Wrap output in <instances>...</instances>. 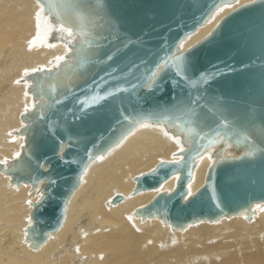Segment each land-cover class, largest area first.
<instances>
[{
    "label": "water",
    "instance_id": "95a60500",
    "mask_svg": "<svg viewBox=\"0 0 264 264\" xmlns=\"http://www.w3.org/2000/svg\"><path fill=\"white\" fill-rule=\"evenodd\" d=\"M39 1L53 24L48 41H66L70 51L57 66L25 75L34 106L15 130L24 134L25 144L18 158L0 165L12 183L31 184L43 193L27 227L30 246L39 248L62 226L89 165L143 123L162 126L183 149L180 160H162L155 171L135 178L134 195L178 175L172 191L157 194L136 216L159 217L172 229L240 214L251 220L255 205L264 202V0L238 6L203 39L180 49L196 53L187 79L162 67L154 80L163 87L151 88L146 84L153 83L148 77L156 65L237 0H51L59 19L48 0ZM75 5L88 12L87 43L66 22ZM56 24L72 29L74 41L60 36ZM201 74L215 75L204 82ZM117 88L127 90L84 109L75 103ZM41 105H46L43 116ZM205 153L214 161L203 186L189 195L188 183ZM123 198L116 194L111 203Z\"/></svg>",
    "mask_w": 264,
    "mask_h": 264
},
{
    "label": "bare ground",
    "instance_id": "6f19581e",
    "mask_svg": "<svg viewBox=\"0 0 264 264\" xmlns=\"http://www.w3.org/2000/svg\"><path fill=\"white\" fill-rule=\"evenodd\" d=\"M251 1L225 5L183 46L200 41L226 14ZM48 18L39 0H0V165L18 158L25 144L24 134L15 132L25 124L21 115L34 106L25 75L57 66L70 51L66 41H48L53 26ZM56 26L60 36L74 41L72 29ZM177 140L162 126L138 125L89 165L62 226L39 248H32L26 236L33 204L43 193L31 184L12 183L0 169V264H264V202L255 205L251 220L245 214L224 216L184 229H172L159 217L135 215L157 194L175 188L177 174L158 189L133 193L137 176L162 160L181 159ZM213 161L210 153L198 160L188 183L191 194L203 186ZM116 194L124 198L112 204Z\"/></svg>",
    "mask_w": 264,
    "mask_h": 264
},
{
    "label": "snow or ice",
    "instance_id": "6c2138e0",
    "mask_svg": "<svg viewBox=\"0 0 264 264\" xmlns=\"http://www.w3.org/2000/svg\"><path fill=\"white\" fill-rule=\"evenodd\" d=\"M252 2H255V0H252ZM48 3H49L50 8H52L53 11H56L55 6L51 3V0H48ZM56 15H57L58 19L63 18L58 11H56ZM37 16H39V14H37ZM87 17H88L87 9H82L79 5H75V6H73V18H68L66 21L67 23L74 24V26H76L78 34L81 37L85 38V43H87L86 38L89 35L88 31L85 30V25H84V21L87 19ZM67 31L71 32V29H67ZM129 43H131V41H129ZM126 46L127 45H125V47ZM181 48H183V43L176 46V50L171 56L164 58L160 64L156 65V71H154L151 74V76L148 77L149 80H153V83L146 84L147 87H150V88L151 87H163V85H162V83H160V81L154 80V78L159 75L162 67L171 66L175 69V71L178 75L185 76V79L188 78L185 75V73L192 66L191 65V58L194 57L196 55V53L188 52L187 50L181 51L180 50ZM114 55H115V53L107 55V57H106L107 60H112ZM58 59H62V58H58ZM36 71H39V69H37ZM220 72H221V70L217 69V73H215V74H220ZM215 74H201L200 79L204 82H207V80L209 78H211L212 75H215ZM101 79H103V78H101ZM160 80L162 81L163 77H161ZM17 83H19V81H17ZM126 90L127 89L117 88L114 91L106 92L104 96H101L97 93V94L91 95L90 97L85 96L83 99L77 98L75 103L77 105H79L81 109H84L87 107H91L92 105L99 104L100 101L105 98V96H113L115 94V92L126 91ZM69 94H71L70 90H69ZM62 99H68V96H64ZM54 102L56 104H59L62 101H61V99H56ZM45 106L46 105H41V108L39 111L40 116L44 115ZM26 111H27V109H26ZM177 143H179L178 140H177ZM248 154H253V153H248ZM60 159H63V157H60ZM163 163H165V162L161 161V164H163ZM153 171H155V170H153ZM54 184H55V181H50V186L54 185ZM188 194L191 195L190 190H189Z\"/></svg>",
    "mask_w": 264,
    "mask_h": 264
}]
</instances>
